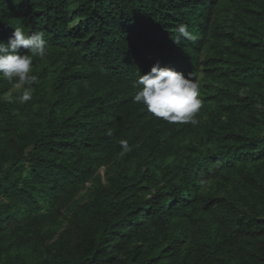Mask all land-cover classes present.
I'll return each instance as SVG.
<instances>
[{"label":"trees","instance_id":"1","mask_svg":"<svg viewBox=\"0 0 264 264\" xmlns=\"http://www.w3.org/2000/svg\"><path fill=\"white\" fill-rule=\"evenodd\" d=\"M16 27L48 54L31 101L0 79V264H264V0H0ZM157 62L199 81L196 125L133 103Z\"/></svg>","mask_w":264,"mask_h":264},{"label":"clouds","instance_id":"2","mask_svg":"<svg viewBox=\"0 0 264 264\" xmlns=\"http://www.w3.org/2000/svg\"><path fill=\"white\" fill-rule=\"evenodd\" d=\"M174 39L176 44L181 38L195 41L197 36L189 31L187 25H179ZM21 49L26 50L21 52ZM48 54L47 40L43 32L27 34L16 27L7 43L0 42V79L12 84L13 89H23L15 100L27 103L33 99L38 82L33 72L34 58H44ZM200 84L192 73L187 76L172 67H162L158 62L150 72L140 75L133 103L144 105L156 118L168 123H191L196 125L197 114L202 108ZM12 101V93L5 94ZM124 152L130 151L125 140L119 141Z\"/></svg>","mask_w":264,"mask_h":264},{"label":"rangeland","instance_id":"3","mask_svg":"<svg viewBox=\"0 0 264 264\" xmlns=\"http://www.w3.org/2000/svg\"><path fill=\"white\" fill-rule=\"evenodd\" d=\"M21 89H14L11 93L12 96H14L13 93H17L18 91H20ZM106 173V169L102 168L99 172L98 175L99 177H101L102 179L104 178V174ZM94 187V182H90L87 185V188L84 192L78 194L74 199L70 200L69 202H67L66 204L62 205L59 209V214H60V218L58 220H66L68 219V217L70 216L73 208L79 204H83L85 203L88 199L89 196L91 195L92 189Z\"/></svg>","mask_w":264,"mask_h":264}]
</instances>
